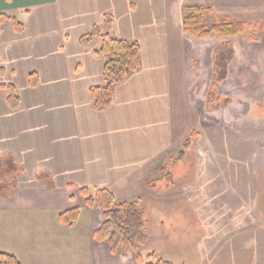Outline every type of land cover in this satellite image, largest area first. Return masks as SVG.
<instances>
[{"label": "crops", "instance_id": "0c3cea01", "mask_svg": "<svg viewBox=\"0 0 264 264\" xmlns=\"http://www.w3.org/2000/svg\"><path fill=\"white\" fill-rule=\"evenodd\" d=\"M185 6L228 18L264 14V0H0V86L12 85L19 101L11 108L0 89V156L12 157L18 169L14 188L0 192V252L20 264H138L136 254H113L94 239L99 208L86 207L81 190L117 196L139 173L167 167L201 126V108L187 86L183 40L193 37L183 32ZM94 29L140 49L139 69L114 87L102 110L89 96L103 81L100 42H80ZM245 139L217 132L191 138L184 158L169 167L168 183L149 190L192 192L187 199L200 214L208 204L218 206L203 264H264V221L254 197L228 196L229 188L257 184L254 171L248 176L236 163L244 150L234 149L235 142L246 145ZM188 156L197 159L189 173L173 169ZM73 209L77 220L61 224L59 215Z\"/></svg>", "mask_w": 264, "mask_h": 264}, {"label": "rangeland", "instance_id": "374dc122", "mask_svg": "<svg viewBox=\"0 0 264 264\" xmlns=\"http://www.w3.org/2000/svg\"><path fill=\"white\" fill-rule=\"evenodd\" d=\"M255 15L254 17L237 14L234 18L226 17L230 24H249L250 27H245L244 33L241 35L225 38L212 33L207 39L186 38L183 40L187 86L193 93L195 105L201 108V126L192 133L193 135L187 136L186 140L176 148L178 152L176 151L170 157L167 167L164 166L165 163H161V167L158 166L153 172L139 173L136 176L138 181L136 178H132L130 181L132 187L129 186L116 192L117 196L111 192L116 204L135 203L142 210L146 242L138 249V253L143 256L153 254L155 256L154 264L159 261L168 264H203L202 251L206 249L210 238L209 234L214 230L211 220L213 215L218 214V206L208 204L200 214L192 209V204L187 199L192 196V192L184 196L167 192L160 194L161 189L158 194L149 192L156 182H167V171L169 172L171 169L178 154L184 152V143L188 139L197 138L203 132H217L222 137L227 133L228 136L230 134L249 136V139L243 140L246 145L237 142L239 140L235 142L234 149L244 150V155L236 157L238 160L236 163H240L246 168V171H249L247 172L248 176H251V171H254L255 178L253 179L257 180V184L255 183L254 188L248 190L246 188H229L228 196L240 197L243 194L244 197H250L251 200L254 197L251 202L256 203L257 212L264 221V14L260 18L258 14ZM214 16L205 13L204 25L207 30L212 27ZM218 17L223 18L220 15ZM98 33H100L99 30ZM96 38V40L99 39ZM225 48L231 50V53L228 51L229 54H227V64L223 70L215 71L214 55L219 52L224 53ZM220 62L223 63L218 61V64ZM222 72L224 75H220ZM212 92L215 98L211 97ZM209 100L216 108L212 110L207 108ZM229 142L232 141L229 140ZM206 150L208 151L209 147ZM186 160L173 169L180 170V174L190 171L196 165L197 159L188 156ZM200 161L205 165L209 162V158L203 155ZM162 166L164 169L161 171L159 169H162ZM185 178H182V181H186L185 183L193 182V179L185 180ZM136 183H138L137 186ZM177 190V188L174 189V191ZM200 193L204 194L203 191ZM91 194L94 196L92 191ZM178 197L182 199L177 204ZM93 207L98 206L94 205ZM206 208H209V211ZM152 209L157 213L152 215ZM149 212L151 216H149ZM97 213L101 216V226L102 212L99 209ZM229 216L230 214L226 219Z\"/></svg>", "mask_w": 264, "mask_h": 264}, {"label": "trees", "instance_id": "16d2710c", "mask_svg": "<svg viewBox=\"0 0 264 264\" xmlns=\"http://www.w3.org/2000/svg\"><path fill=\"white\" fill-rule=\"evenodd\" d=\"M210 9L201 6H185L182 9V27L183 32L193 38L207 39L213 33L215 36L225 38L235 37L244 33L245 27L249 24L235 23L230 24L228 18L214 16L212 27L207 30L204 25V15ZM16 31L19 33L22 26L14 22ZM93 37H98L100 46L96 54L104 59V69L102 76V85L92 87L89 91L90 100L95 109L102 110L107 108L113 101V89L121 84L132 73L140 67V49L136 42L114 39L107 34H99L94 29L91 34L81 39V44L85 45ZM231 50L225 48L224 53L214 55V70H223L228 61V55ZM222 52V50H221ZM221 55V56H219ZM231 57V55H230ZM222 61L223 63H219ZM220 75H224L222 72ZM30 86H35V76L30 75ZM7 94V103L11 108H16L19 104L18 96L12 85L0 86ZM211 97H214L213 92ZM215 98V97H214ZM210 101V100H209ZM207 108L212 110L213 102H209ZM192 144L188 139L184 145V151L189 149ZM184 158V152H180L174 160L179 162ZM18 172L15 161L10 156H0V192L6 189H12L15 186L13 176ZM94 196L90 190L82 189L81 196L86 207L97 205L102 212V224L93 233L96 241L105 242L113 254H136L138 264H154L155 256L153 254L143 256L138 253V249L146 242L145 221L143 212L135 203L116 204L113 194L108 190H93ZM78 209L68 210L61 213L58 217L59 222L64 225H71L78 218ZM0 264H20L12 255L0 252ZM156 264H168L159 261Z\"/></svg>", "mask_w": 264, "mask_h": 264}]
</instances>
